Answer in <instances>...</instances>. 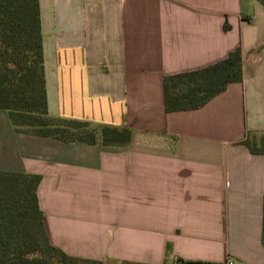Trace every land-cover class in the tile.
I'll return each mask as SVG.
<instances>
[{
    "label": "crops",
    "instance_id": "crops-1",
    "mask_svg": "<svg viewBox=\"0 0 264 264\" xmlns=\"http://www.w3.org/2000/svg\"><path fill=\"white\" fill-rule=\"evenodd\" d=\"M49 112L153 134L108 147L16 131L0 108V169L42 175L51 242L149 264H264V0H39ZM241 46L244 77L166 111L168 75Z\"/></svg>",
    "mask_w": 264,
    "mask_h": 264
},
{
    "label": "trees",
    "instance_id": "trees-1",
    "mask_svg": "<svg viewBox=\"0 0 264 264\" xmlns=\"http://www.w3.org/2000/svg\"><path fill=\"white\" fill-rule=\"evenodd\" d=\"M243 77L241 46L213 64L168 75L166 111L201 108ZM0 108L8 112L16 131L64 142L128 147L149 145L155 137L134 134L127 126L95 128L87 121L50 114L39 0H0ZM241 144L264 155V132L248 131ZM41 180L38 173L0 169V264H149L78 257L54 245L39 202Z\"/></svg>",
    "mask_w": 264,
    "mask_h": 264
},
{
    "label": "built area",
    "instance_id": "built-area-1",
    "mask_svg": "<svg viewBox=\"0 0 264 264\" xmlns=\"http://www.w3.org/2000/svg\"><path fill=\"white\" fill-rule=\"evenodd\" d=\"M226 264H234V262L232 260H228Z\"/></svg>",
    "mask_w": 264,
    "mask_h": 264
}]
</instances>
